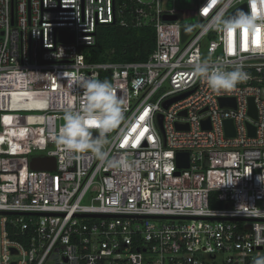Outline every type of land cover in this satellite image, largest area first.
<instances>
[{
	"label": "built area",
	"instance_id": "2783aa9c",
	"mask_svg": "<svg viewBox=\"0 0 264 264\" xmlns=\"http://www.w3.org/2000/svg\"><path fill=\"white\" fill-rule=\"evenodd\" d=\"M160 1L0 0V264H252L264 255V45L209 24L241 5L264 12V0H194L186 10ZM191 12L196 22H184ZM115 21L153 28L145 60L87 61L96 26ZM203 59L243 65L249 78L211 92L192 75ZM76 73L108 80L123 101L106 147L130 167L55 143L82 94L67 78ZM33 157H54L55 169H32Z\"/></svg>",
	"mask_w": 264,
	"mask_h": 264
},
{
	"label": "clouds",
	"instance_id": "9594fccd",
	"mask_svg": "<svg viewBox=\"0 0 264 264\" xmlns=\"http://www.w3.org/2000/svg\"><path fill=\"white\" fill-rule=\"evenodd\" d=\"M209 24L212 28L226 33L246 29L247 33L256 35L259 30V43L264 45V12L240 11L231 19L218 13ZM192 75L202 78L208 89L216 94L233 91L239 83L249 78L243 65L225 70L207 59L193 63ZM67 78L72 79L73 84L82 90V94L76 108L64 111L63 124L54 137L57 146L66 153L74 154L76 158L80 154L90 153L106 166L130 167V162L124 157L111 158L106 147L111 142L107 134L124 118L123 101L116 95L113 85L106 79H91L79 73ZM252 264H264V255L253 258Z\"/></svg>",
	"mask_w": 264,
	"mask_h": 264
},
{
	"label": "trees",
	"instance_id": "16d2710c",
	"mask_svg": "<svg viewBox=\"0 0 264 264\" xmlns=\"http://www.w3.org/2000/svg\"><path fill=\"white\" fill-rule=\"evenodd\" d=\"M94 37V43L83 49L87 61L93 63L143 61L153 49L155 41L150 26H125L117 21L98 24Z\"/></svg>",
	"mask_w": 264,
	"mask_h": 264
},
{
	"label": "water",
	"instance_id": "95a60500",
	"mask_svg": "<svg viewBox=\"0 0 264 264\" xmlns=\"http://www.w3.org/2000/svg\"><path fill=\"white\" fill-rule=\"evenodd\" d=\"M240 11H243V12L246 13V6L245 5H241L240 7H238L232 14H230L228 16L227 19L233 18L237 14V12H240ZM169 19L170 20H174L175 17L171 16V17H169ZM59 39L62 42H71L72 41V35H66L64 32H60L59 33ZM173 100H175V99H173ZM230 100L231 99L221 98L220 99V104L224 105V104L228 103ZM231 101H233V99ZM170 102L171 101L166 102L165 106H167ZM249 104H250V106H249V114L251 116L255 117V109H254V105H253V102H252L251 98L249 99ZM224 125H225L226 134L228 136L233 135L234 132H233V127H232V121L231 120H226L224 122ZM249 131L251 133L253 131V128L250 125H249ZM176 160H177V165L179 167H187L188 166V154H187V152H179L177 154V159ZM30 167L32 169H35V170L52 171V170L55 169V159H54V157H33L31 159V161H30ZM87 215H90V214H86V216ZM91 216H98V215L91 214ZM11 251H14V249H11Z\"/></svg>",
	"mask_w": 264,
	"mask_h": 264
},
{
	"label": "rangeland",
	"instance_id": "374dc122",
	"mask_svg": "<svg viewBox=\"0 0 264 264\" xmlns=\"http://www.w3.org/2000/svg\"><path fill=\"white\" fill-rule=\"evenodd\" d=\"M194 4V0H161L160 1V7L162 9H168L171 8L172 6L176 9H191V6ZM189 15V16H188ZM183 21L188 22V23H195L196 22V17L192 14H181Z\"/></svg>",
	"mask_w": 264,
	"mask_h": 264
},
{
	"label": "snow or ice",
	"instance_id": "6c2138e0",
	"mask_svg": "<svg viewBox=\"0 0 264 264\" xmlns=\"http://www.w3.org/2000/svg\"><path fill=\"white\" fill-rule=\"evenodd\" d=\"M252 9H253V12H256L257 9H256V5H255V3H253V5H252ZM207 11H208V9L205 8V12H207ZM243 32H244L245 36H247V30L245 29ZM258 33H259V30H257V34L254 35V36H255L254 42H255L257 45H259V35H258ZM232 34H233V32H232V31H229V36H230V37L232 36ZM230 50H231V47H230ZM147 114H148V113H147V110H145L144 115H142V116L140 117V119L143 120ZM144 131H147V129L145 128ZM141 135H143V133H141Z\"/></svg>",
	"mask_w": 264,
	"mask_h": 264
}]
</instances>
